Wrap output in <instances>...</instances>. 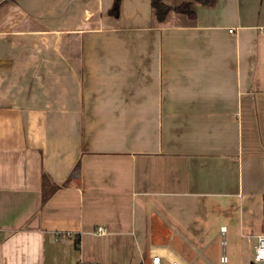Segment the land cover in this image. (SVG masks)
Wrapping results in <instances>:
<instances>
[{
    "label": "crops",
    "instance_id": "1",
    "mask_svg": "<svg viewBox=\"0 0 264 264\" xmlns=\"http://www.w3.org/2000/svg\"><path fill=\"white\" fill-rule=\"evenodd\" d=\"M114 1L0 0V264H264V0Z\"/></svg>",
    "mask_w": 264,
    "mask_h": 264
},
{
    "label": "trees",
    "instance_id": "2",
    "mask_svg": "<svg viewBox=\"0 0 264 264\" xmlns=\"http://www.w3.org/2000/svg\"><path fill=\"white\" fill-rule=\"evenodd\" d=\"M152 6L155 10V13L159 20L165 19V17L168 15L169 11L172 9V6L169 5L165 0H151ZM195 1L202 2L204 4H211L214 0H184L180 6H178V9L182 12H185L189 15H194L195 11L193 9V4ZM120 8H121V0H115L112 8L110 9V13L114 15L120 14ZM78 243V241H77Z\"/></svg>",
    "mask_w": 264,
    "mask_h": 264
},
{
    "label": "built area",
    "instance_id": "3",
    "mask_svg": "<svg viewBox=\"0 0 264 264\" xmlns=\"http://www.w3.org/2000/svg\"><path fill=\"white\" fill-rule=\"evenodd\" d=\"M223 229H224V227H223ZM97 231H99V232L106 231V227L99 226ZM222 260L225 261L226 257L223 256ZM255 261L256 262H263L264 261V235L263 234L258 236V242L256 245ZM88 264H94V263H88ZM151 264H162V255L160 254V252H157V251L151 252ZM170 264H187V263H184L179 258H171Z\"/></svg>",
    "mask_w": 264,
    "mask_h": 264
},
{
    "label": "rangeland",
    "instance_id": "4",
    "mask_svg": "<svg viewBox=\"0 0 264 264\" xmlns=\"http://www.w3.org/2000/svg\"><path fill=\"white\" fill-rule=\"evenodd\" d=\"M195 264H197V263H195Z\"/></svg>",
    "mask_w": 264,
    "mask_h": 264
}]
</instances>
